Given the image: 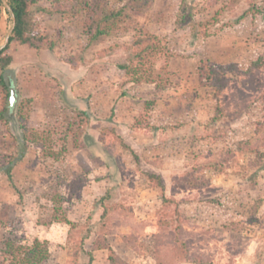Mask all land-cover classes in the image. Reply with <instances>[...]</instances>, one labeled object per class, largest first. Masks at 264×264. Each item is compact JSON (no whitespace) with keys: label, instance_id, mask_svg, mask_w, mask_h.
<instances>
[{"label":"rangeland","instance_id":"rangeland-1","mask_svg":"<svg viewBox=\"0 0 264 264\" xmlns=\"http://www.w3.org/2000/svg\"><path fill=\"white\" fill-rule=\"evenodd\" d=\"M5 8H0V45L12 25ZM35 18L57 39L55 49L12 42L6 51L11 62L0 68V74L12 76L15 89L9 120L0 122V249L6 239L39 238L48 243L44 264H87L89 252L92 264H109L106 249H92L102 197L108 196L132 209V225L109 236L112 248L131 264H154L120 237L135 232L154 243L161 199L144 175L150 171L162 176L167 195L180 200L193 245L213 264H264V157L239 149L252 137L261 111L231 107L217 117L211 90L198 81V66L206 58L246 68L264 52V0H154L139 21L167 46L168 61L157 64L169 71L171 84L163 91L128 82L121 69L132 30L88 43L82 16L38 12ZM23 98L31 99L26 125L52 130L54 155L46 154L47 144L30 143L9 177L5 165L18 156L22 140L14 109ZM1 100L0 92V105ZM105 127H114L138 160L120 146L109 150L111 136L100 139ZM189 171L197 184L176 186L174 176ZM55 191L70 223L47 224L48 194Z\"/></svg>","mask_w":264,"mask_h":264},{"label":"trees","instance_id":"trees-1","mask_svg":"<svg viewBox=\"0 0 264 264\" xmlns=\"http://www.w3.org/2000/svg\"><path fill=\"white\" fill-rule=\"evenodd\" d=\"M154 0H121L114 4L111 0H7L15 16V23L8 43L0 51V68L7 69L12 56L6 53L12 42L27 45L35 49H49L53 51L57 39L45 32L35 18V14H61L66 17L82 16V34L88 43H96L101 39L120 32H134L131 42L127 46L128 58L120 65L128 82L134 84L151 83L155 91H163L171 84L166 62L169 59L164 38L151 32L139 21V17L149 10ZM5 7L0 0V8ZM6 11L9 13L7 8ZM165 63L157 64L160 60ZM198 81L202 88L211 90L215 101V116L223 115L231 107L238 108L239 112H246L254 106L261 111L260 118L253 123L252 137L241 141L239 149L255 156L264 157V52L250 61L246 68L236 62L220 63L205 59L198 66ZM14 85L11 75L0 74V122H8L10 106V90ZM30 98H23L14 109L15 118L22 130L21 149L17 157H11L5 165L7 176L11 177L14 163L23 158L28 144H39L48 150L46 154L53 156L50 142L52 130L33 129L26 125L30 112ZM154 101H146L150 106ZM85 115L84 111H76ZM140 125L139 122L135 127ZM79 133L76 132L75 140ZM112 138L107 147L111 151L116 147L129 150L135 160L138 155L132 147L124 141L114 127H105L100 132V139ZM49 145V146H48ZM150 186L157 189L161 203L157 209L158 232L154 234V243L146 244L135 232L120 233L121 240L136 254H149L154 264H181L183 262L196 264H213L211 257L199 246L193 245L192 235L187 228L189 219L181 209L180 200L166 194V186L162 176L155 172L144 171ZM176 186H195L198 177L189 171L187 175L174 176ZM52 202L51 217L47 224L55 222L70 223L62 207V195L55 191L48 194ZM101 213L98 228L92 249H106L109 264H131L119 256L112 248L109 236L118 232L122 227L132 225V209L120 201L102 197ZM2 259L0 264H44L49 258L48 243L46 240L34 238L30 243H18L6 239L0 249ZM93 255L89 252V261L92 264Z\"/></svg>","mask_w":264,"mask_h":264},{"label":"water","instance_id":"water-1","mask_svg":"<svg viewBox=\"0 0 264 264\" xmlns=\"http://www.w3.org/2000/svg\"><path fill=\"white\" fill-rule=\"evenodd\" d=\"M2 1H3L4 5H5V7L7 8V10L9 11V14H10V17H11V20H12V25H11L10 29L7 31V33H6L4 42L0 45V51L8 43L9 37H10V35L12 33V30H13V27H14V23H15V16H14L13 11H12L11 7L9 6L7 0H2ZM14 99H15V89H14V86L11 85V90H10V103H9V106L10 107L12 106Z\"/></svg>","mask_w":264,"mask_h":264}]
</instances>
